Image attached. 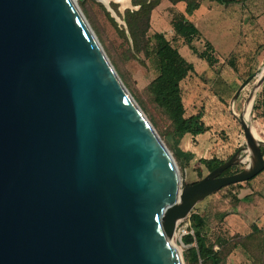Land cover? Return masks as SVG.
I'll return each mask as SVG.
<instances>
[{"label":"water","instance_id":"obj_1","mask_svg":"<svg viewBox=\"0 0 264 264\" xmlns=\"http://www.w3.org/2000/svg\"><path fill=\"white\" fill-rule=\"evenodd\" d=\"M98 1L133 48V0L124 13ZM263 82L264 69L252 108ZM234 115L244 145L183 185L77 0H0V264H184L176 220L264 169V141L253 143L244 110ZM247 151L253 164L223 175Z\"/></svg>","mask_w":264,"mask_h":264},{"label":"rangeland","instance_id":"obj_2","mask_svg":"<svg viewBox=\"0 0 264 264\" xmlns=\"http://www.w3.org/2000/svg\"><path fill=\"white\" fill-rule=\"evenodd\" d=\"M117 2L111 1V6L115 5L118 11L124 13L125 8H121V3ZM203 2L204 8L198 10L202 9V14L196 18L197 11L192 17L202 33L193 46L201 52L207 41L212 43V56L218 58L212 66L197 57L184 39L174 36L171 21L180 12L169 5L170 0H160L151 18L150 35L155 32L164 33L182 56L194 65V72L189 73L181 82L183 103L187 116L200 113L202 121L209 127L208 134L201 140L190 141L191 151L180 155L178 149L182 140L171 133V122L153 102L148 91V85L158 74L154 60L137 55L129 49L112 20L111 12L103 3L98 0H77L123 84L173 154L183 185L197 182L210 172L201 164V159L218 158L227 161L244 145V131L233 109L237 115L244 110L245 118L251 121L264 141V82L257 90L251 110L249 107L252 101L247 102L264 69V50L249 43L244 37V28L248 26V20L244 18L247 4H243V0L231 6L212 0ZM134 6L130 4L129 8L135 10ZM182 6H185V2L178 4V7ZM244 83L245 87L235 99L238 89ZM257 104L259 106L255 108ZM254 143H257L256 140ZM250 151L252 154V149ZM251 154L249 151L243 153V161L237 156L238 164L228 174L245 169L250 163ZM261 176L264 177L260 174L254 179L258 180ZM247 186L246 181L226 186L199 202L193 209V212H200L206 218L209 239L214 243V249L220 251L222 264H264V236L247 237L252 227L249 220L245 222L248 218L243 211L238 210L239 207L242 209L243 202L249 197L245 193ZM191 214L181 219L174 230V242L184 264H191L185 256L192 247H196L195 242L184 244L180 231ZM197 264H203L202 259Z\"/></svg>","mask_w":264,"mask_h":264},{"label":"trees","instance_id":"obj_3","mask_svg":"<svg viewBox=\"0 0 264 264\" xmlns=\"http://www.w3.org/2000/svg\"><path fill=\"white\" fill-rule=\"evenodd\" d=\"M181 1L186 2V8L185 13H177L171 21L174 36L184 39L197 57L205 60L212 66L218 61L217 57L212 56L214 50L212 43L207 41L205 49L201 52L197 51L193 43L202 36V33L196 24L188 19V16H192L200 8L202 0H170L173 5ZM212 1L225 4L230 2L229 0ZM159 3L160 0H133V4L139 6V9L126 10L125 21L133 41V48L131 47L125 29L120 27L113 18L112 20L131 51L137 55H143L147 59L154 60L158 74L148 85V91L152 96L153 102L164 112L171 122V133L178 136L179 139H182L186 134H192L194 136L204 134L209 131V127L202 121V114L187 116L182 97L181 82L189 73L194 72V65L182 56L179 49L166 38L164 33L155 32L150 35L152 11ZM112 7L118 12L115 5H112ZM251 105L249 107L250 110L252 109ZM262 105L264 106V101ZM258 106L259 104L255 108ZM261 149L264 155V147H261ZM178 152L180 155H183L180 149H178ZM200 162L209 171H212L225 161L212 158L201 159ZM250 162L252 165V158H250ZM231 168L226 170L223 175H228ZM263 172L264 169L255 177L246 181L247 184L249 185L251 180ZM252 190L254 193L258 192L253 187ZM190 221L194 230V236H184L183 242L184 244L195 242L196 247H192L189 254L185 256L187 261L191 264H197L202 259L203 264H222L223 259L220 251L214 249V243L209 239L206 218L200 212H193L190 216ZM256 235L264 236V230L256 225H252V231L247 237Z\"/></svg>","mask_w":264,"mask_h":264},{"label":"crops","instance_id":"obj_4","mask_svg":"<svg viewBox=\"0 0 264 264\" xmlns=\"http://www.w3.org/2000/svg\"><path fill=\"white\" fill-rule=\"evenodd\" d=\"M229 1L230 2L228 4L223 3L222 5L231 6V5L240 4V0H229ZM181 2H184V1H181ZM179 3L180 2L173 5L170 2L169 5L175 7L178 12L185 13L186 2H185L184 7L183 6L178 7ZM244 3L247 4V8L245 9L244 18L245 20H248L247 22L248 26L247 27L245 26L244 28L245 40H247L249 43L250 42L254 43L256 46H258V48L264 50V0H243V4ZM201 7L204 8V2L201 4L200 8ZM154 10L157 11V7ZM198 10H196L192 16H188V19L192 21V17L196 14ZM207 12H212V11H207ZM201 14H202V9L201 11H198L197 15H195L196 18H198V15H201ZM192 22L195 23L196 26L198 27V24L196 22L194 21ZM251 23H254V24L252 25ZM208 132L209 131H207L204 134L197 135V136H194L192 134H186L181 139L182 142H181V145H179L180 150L182 152L191 151L192 149H191L190 141L201 140V138L206 136ZM262 174L264 175V172ZM252 187L257 189L258 192L254 193V191L252 190ZM245 193L246 195H249V197L247 198L246 202L245 201L243 202V205L241 206L242 209L239 207L238 210H242L244 215L248 218V219H245L246 220L245 222L249 220L248 222L250 223V228L252 227V225H256L259 228L264 230V177L261 176L258 180H255V179L252 180L250 184L248 185V187L245 189ZM256 194H258L259 196L257 197Z\"/></svg>","mask_w":264,"mask_h":264},{"label":"bare ground","instance_id":"obj_5","mask_svg":"<svg viewBox=\"0 0 264 264\" xmlns=\"http://www.w3.org/2000/svg\"><path fill=\"white\" fill-rule=\"evenodd\" d=\"M106 1L109 2V1H113V0H106ZM118 1L121 3V6H123V7L129 5V0H118ZM250 100L252 101V99H250ZM233 111H234V113H235V110H234V109H233ZM245 122H246V124H247L248 130H249V133H250V135L252 136V141H253V143H254V140H256V142H257V143H254L255 145H257V144L263 142L262 137L256 132L254 126H253L252 123H251V121L245 119ZM254 144H253V145H254ZM236 160H237V158H236ZM183 218H184V217L178 218V219L176 220V223H175V224H178V223L180 222V220L183 219ZM173 231H174V228H173ZM173 243H174V245H175L174 239H173ZM175 246H176V245H175ZM176 248H177V247H176ZM177 249H178V248H177ZM178 250H179V249H178Z\"/></svg>","mask_w":264,"mask_h":264},{"label":"built area","instance_id":"obj_6","mask_svg":"<svg viewBox=\"0 0 264 264\" xmlns=\"http://www.w3.org/2000/svg\"><path fill=\"white\" fill-rule=\"evenodd\" d=\"M185 220V219H184ZM182 220V221H184ZM181 222V221H180ZM181 231V235L184 236H188V235H192L194 236V230L191 226V221L190 219L187 220V222L181 227L180 229Z\"/></svg>","mask_w":264,"mask_h":264},{"label":"flooded vegetation","instance_id":"obj_7","mask_svg":"<svg viewBox=\"0 0 264 264\" xmlns=\"http://www.w3.org/2000/svg\"><path fill=\"white\" fill-rule=\"evenodd\" d=\"M118 1V0H117ZM118 3H120L119 1H118Z\"/></svg>","mask_w":264,"mask_h":264}]
</instances>
